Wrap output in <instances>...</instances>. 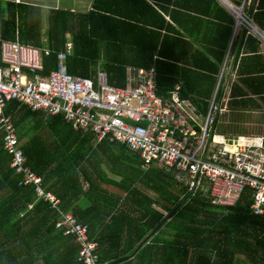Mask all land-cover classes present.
Listing matches in <instances>:
<instances>
[{
  "label": "trees",
  "instance_id": "16d2710c",
  "mask_svg": "<svg viewBox=\"0 0 264 264\" xmlns=\"http://www.w3.org/2000/svg\"><path fill=\"white\" fill-rule=\"evenodd\" d=\"M191 1L166 2L183 8ZM151 10L155 18L152 27L136 26L131 33L134 41L129 44L138 53L132 65L143 69L155 66L161 96L181 84L182 98L207 114L223 55L200 63L197 55H190V43L162 35L163 30L169 33L175 27L155 8ZM167 11L176 22L178 11ZM2 12L0 21L5 34L15 26V17L12 11ZM5 15L9 18L5 19ZM59 15L55 12V21H59ZM93 17L89 21L94 28L99 18L107 20L102 24L104 32L98 36L92 31L81 34L74 56L66 62L67 72L91 78L101 63L110 84L123 88L124 44L110 38L111 27L126 21H118L113 15L94 13ZM102 44L107 47L105 53L100 50ZM189 55L188 60L180 59ZM156 56L159 60L154 59ZM53 63V57L46 60L44 74L49 73ZM4 115L11 117L26 167L43 180L46 192L61 200L63 212H72L90 228L89 237L97 236L99 253L111 264H264V215L258 217L250 212L248 196L232 208L214 206L201 193L191 197L169 173L152 169L141 175L142 161L125 145V152L116 155L103 141L100 149L104 154H99L93 133L77 131L60 117H45L14 101L7 104ZM4 136L0 127V264H82L77 261L75 241H66L65 235L55 229L58 213L37 199L35 188L18 186L21 177L10 168ZM110 173L120 179L114 181ZM137 180L156 198L143 193ZM106 184L126 190L125 199L110 193ZM29 206L33 209L29 210Z\"/></svg>",
  "mask_w": 264,
  "mask_h": 264
},
{
  "label": "built area",
  "instance_id": "2783aa9c",
  "mask_svg": "<svg viewBox=\"0 0 264 264\" xmlns=\"http://www.w3.org/2000/svg\"><path fill=\"white\" fill-rule=\"evenodd\" d=\"M71 47L57 55L56 70L42 76V52L18 42L0 43V127L10 168L21 177L18 186L35 188L38 199L59 211L61 203L42 188V179L26 167L11 118L1 114L11 101L60 116L77 131L93 133L97 141L117 142L142 160V169L163 168L175 173L189 194L204 193L214 206L234 207L248 196L254 216L264 215V151L261 143L217 141L213 128L222 110L211 103L205 117L180 87L163 100L158 94L155 68L130 70L127 88L109 85L106 74L96 80L71 76L66 61ZM47 55V54H46ZM135 74V75H134ZM56 229L74 236L83 264H108L97 254L89 229L70 212H60Z\"/></svg>",
  "mask_w": 264,
  "mask_h": 264
},
{
  "label": "crops",
  "instance_id": "0c3cea01",
  "mask_svg": "<svg viewBox=\"0 0 264 264\" xmlns=\"http://www.w3.org/2000/svg\"><path fill=\"white\" fill-rule=\"evenodd\" d=\"M166 1L167 0H0V12L3 10H7V12L12 11L15 17V26L11 27L9 32L5 34L3 32V22L0 21V43L2 41L18 42L23 45L39 48L42 52L43 64L41 75L47 76L52 71L56 70L57 55L65 52L68 45L71 47L70 56L68 58L74 56L75 47L79 44L80 39H82L81 34H89L88 31H92L98 36L104 32L102 24L107 22V20L98 17L101 21H99L98 26L94 28L92 21H89V19L93 20L94 13L97 15L102 14L104 17H112L113 15L118 21H126V24L121 25L122 22H117L111 27L113 31L111 35L112 38H110L114 39L117 44H124L123 47H121L123 48L122 60H124L122 62L126 64L128 60H130L128 58L129 54H132V57L134 54L135 57L138 54L129 44L134 41V37H132L131 33L136 26L152 27V23H155V18L151 10L153 7L165 17L168 23L175 27V31H169V33L163 30L162 35L175 36L190 43L192 45L190 55H197L201 60L200 63L205 62V60H217L223 55L224 62L219 69V75L217 76V83L213 94L208 100L207 114L213 102L222 110L213 128L214 138L217 141H222L227 144H235L240 141L261 143L264 151V0H192L189 3L186 2L183 8H179L176 3H169ZM95 5H98L102 10L97 9ZM167 10L178 11L176 22L171 19ZM106 11L111 12L112 15L108 16V12ZM55 12L60 13V15L57 16L59 21L54 20ZM8 18L9 16L5 15V19ZM142 20L145 21L140 22ZM127 22L129 25H127ZM156 25H158L157 22ZM106 48L105 44H102L100 50H103L105 53ZM175 50L177 52L179 48H175ZM190 55L181 57L180 59L188 60L191 58ZM50 57L54 58L52 69H50L48 74H44L46 68L45 62ZM154 59L159 60L157 56ZM151 68L156 69L155 66ZM100 70L106 74L109 82L110 77L102 68H97V73L91 78L74 77L96 80L98 71ZM130 70L137 71L143 70V68H137L132 64L130 66L126 64L124 68L125 87L113 86L110 82L109 85L114 88H127L128 80L132 77ZM178 87H180L179 95L182 98L181 84L175 86V88L165 96H161L159 91L158 94L163 100H169L170 94L176 92ZM1 114L4 115V110ZM207 114H203L201 111L199 112V115L202 117H205ZM6 117L11 118L10 116ZM45 117L47 116L45 115ZM63 121L65 122L64 119ZM217 128L222 129V132L216 133ZM106 144L109 148L113 149V153L116 155L125 152V148L122 147L121 143L107 141ZM95 146H97V148L99 147V154H104L100 149L102 147L101 143L96 141ZM140 161L142 160L140 159ZM139 168L141 170V175L150 172L152 169L160 170L166 175L169 173L173 175L176 183H179L175 177V173L166 171L163 168L154 167L148 171L143 170L141 165ZM109 176H111V173ZM111 177L114 178V181L120 179L118 176ZM137 181L136 185L138 188L143 191L140 187L141 185L145 189L144 193L148 197H151L149 193L153 192L148 190L139 180ZM182 186L186 188L183 184ZM105 188L108 189L110 193L113 192L114 194H118L119 197L122 198L121 200H124L127 196V191L121 189L119 185L106 184ZM46 193L50 194L61 203L59 211H57L52 209L50 203L44 201L50 206L52 211L58 213L59 221L61 218L60 212H63L62 202L53 193ZM189 195L191 197L195 196L193 194ZM201 195L210 200L207 194L201 193ZM152 198H156V194ZM32 209L33 206H29V210ZM158 211L160 212V210ZM70 213L72 214V212ZM74 216L79 220L76 215ZM88 229L90 232L89 227ZM57 231L65 235L63 232ZM90 238L98 244L97 254L100 260L104 263L111 264L112 261H110L109 258H104L102 253H99L97 236L94 235ZM147 238H149V236ZM65 240L68 242L74 240L75 244L78 245L77 261L82 263L79 260L80 245L76 238L71 235H65ZM124 264H136V261Z\"/></svg>",
  "mask_w": 264,
  "mask_h": 264
},
{
  "label": "rangeland",
  "instance_id": "374dc122",
  "mask_svg": "<svg viewBox=\"0 0 264 264\" xmlns=\"http://www.w3.org/2000/svg\"><path fill=\"white\" fill-rule=\"evenodd\" d=\"M128 58L130 59V60H128V62L126 63L127 65H131V64H134L135 62V54L133 55V57H132V54H129V56H128ZM99 65V64H98ZM101 63H100V66H98V68H101ZM44 132H46V130L44 129ZM219 132H222V129H220V128H217V130H216V133H219ZM23 141V140H22ZM21 145V144H20ZM140 187H141V189L143 190V193H144V188L140 185ZM149 195H151V197H153L155 194H153V193H149Z\"/></svg>",
  "mask_w": 264,
  "mask_h": 264
}]
</instances>
